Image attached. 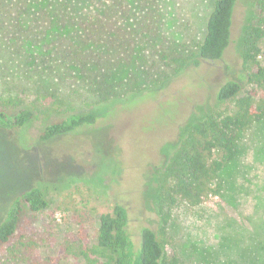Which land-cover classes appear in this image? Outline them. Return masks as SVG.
Listing matches in <instances>:
<instances>
[{"label":"rangeland","instance_id":"374dc122","mask_svg":"<svg viewBox=\"0 0 264 264\" xmlns=\"http://www.w3.org/2000/svg\"><path fill=\"white\" fill-rule=\"evenodd\" d=\"M214 1L125 0L127 19L118 33L134 47L125 61L128 70L148 75L136 81L137 93L126 104L97 110L94 125L69 135L38 139L44 125L73 110H90L66 99V84L0 76V111L13 116L24 105L35 111L26 148L15 134L0 131V222L10 203L31 188H40L47 201L37 213L24 206L9 244L0 247V264H12L9 249L30 240L37 243L27 250L35 262L47 264L44 258L50 257L54 264H70V247L88 244L96 216L114 204L127 209L134 229L145 226L159 235L163 264H243L242 254L251 252L241 251L242 243L254 237L264 245V118L237 135L235 156L220 173L223 190L203 204L189 206L174 196L175 185L188 174L175 150L169 158L162 152L206 111L222 107L215 95L226 81L240 82L238 97L250 93L260 104L264 100V89L243 78L239 55L254 0H237L231 43L220 60L189 66L160 82L165 71L174 72L164 65L172 58L196 57ZM234 103L223 110L230 112ZM223 239L235 243L233 251L219 249Z\"/></svg>","mask_w":264,"mask_h":264},{"label":"trees","instance_id":"16d2710c","mask_svg":"<svg viewBox=\"0 0 264 264\" xmlns=\"http://www.w3.org/2000/svg\"><path fill=\"white\" fill-rule=\"evenodd\" d=\"M236 3L237 0L214 1L196 57L172 58L164 65L174 72L165 71L160 82L183 73L189 66L223 57L231 43ZM251 8L239 55L247 84L264 89V0H254ZM126 19L125 0H0V76L53 79L66 84L65 97L69 102L76 100L90 109L73 110L44 125L38 137L41 142L94 125L98 121L97 110L126 104L137 93L136 81L146 79L148 74L141 69L128 70L125 60L134 47L129 44L131 40L127 41L129 37L118 33ZM242 89L240 82L226 81L218 88L215 102L223 107L235 100L233 109L206 111L187 135L182 133L178 142L162 148L165 157L169 158L175 150L183 159L188 178L185 183L176 184L173 193L189 206L221 194L220 173L235 156L237 135L264 118V100L260 104L250 93L238 97ZM34 116L30 105H24L13 116L0 111V131L15 134L17 144L26 148L32 141L26 130ZM171 200L174 202L172 197ZM24 206L33 213L47 207L40 188H31L7 207L0 222V247L9 244ZM96 217L94 238L68 250L70 264H163L164 247L159 235L145 226L134 229L123 205L114 204L111 211ZM252 241L253 245L247 247ZM234 244L223 239L219 249L233 251ZM262 244L259 241L258 245L254 237L242 243L240 250L251 252L242 254L243 264H264ZM33 247L37 243L30 240L28 244L21 243L17 250L9 249V262L40 264L27 252ZM45 259L47 264H54L50 257Z\"/></svg>","mask_w":264,"mask_h":264}]
</instances>
